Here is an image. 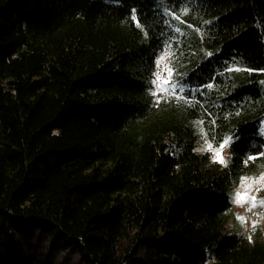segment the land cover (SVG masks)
<instances>
[{"label":"trees","instance_id":"16d2710c","mask_svg":"<svg viewBox=\"0 0 264 264\" xmlns=\"http://www.w3.org/2000/svg\"><path fill=\"white\" fill-rule=\"evenodd\" d=\"M169 48L185 99L156 105ZM261 76L264 0H0V264H264L224 221Z\"/></svg>","mask_w":264,"mask_h":264},{"label":"snow or ice","instance_id":"6c2138e0","mask_svg":"<svg viewBox=\"0 0 264 264\" xmlns=\"http://www.w3.org/2000/svg\"><path fill=\"white\" fill-rule=\"evenodd\" d=\"M135 11V10H133ZM183 14L187 15L188 14V9L183 10ZM175 19L179 20L180 17L176 16L174 17ZM133 20L136 21V26L137 27H142L139 21L136 20L135 15H133ZM183 22V21H181ZM179 31V29H176ZM147 35V33H145ZM175 54L171 51V49H166L164 51V54L155 62L156 66L158 69H161V65H163V68L161 70H158L154 73L155 78L151 80V84L154 86V90H152L151 94L156 97L155 99V104L159 105L161 103V97H168L171 96L175 98L177 101L185 99L182 96V93L184 92V87L179 86V81L178 80H173V70L167 63H165L166 58H171ZM207 55L211 56L212 53H207ZM230 71H248L247 69H229ZM166 72L167 73V78H163L162 73ZM207 87L211 88L212 85H208ZM195 91V90H193ZM178 93H180L178 95ZM197 125H202L203 121L197 120L195 122ZM214 123V121H213ZM200 133L204 136L205 138V144L201 149H197V151H205V152H210L212 153V162L213 163H219L223 167H227V161L224 159L222 156V151L225 148V146L230 145L233 142V138L231 136L224 137L222 142L219 144L217 148H213V145L211 142L207 140V133L205 132L204 128L201 126L200 127ZM264 158V153L261 154L260 157L257 156H249L248 160L255 161L256 159H261ZM248 160L245 161V163L248 162ZM264 167V165H261ZM264 173H261L259 177H254V178H248V177H242L241 178V188L244 189L243 192L237 191L233 197V202L238 204L239 206L243 207L245 203L249 204V211H251L253 208L256 207H264V199H261L259 201L256 200L255 196H249L248 193L252 189L253 185H261L264 187ZM261 188H257L256 191L259 192ZM238 220L241 221V223H245V218L244 217H237ZM253 230L257 227V222L253 221L252 223ZM249 242H252V237H248Z\"/></svg>","mask_w":264,"mask_h":264},{"label":"rangeland","instance_id":"374dc122","mask_svg":"<svg viewBox=\"0 0 264 264\" xmlns=\"http://www.w3.org/2000/svg\"><path fill=\"white\" fill-rule=\"evenodd\" d=\"M179 21L180 22L183 21L182 17H180ZM183 22H181V23H183ZM179 30H180L181 34L187 35L185 32H183V30H181V29H179ZM180 47L185 48L184 46H182V44L180 45ZM182 50H184V49H182ZM169 63H170L171 68L173 70V65H172L170 59H169ZM239 69H242V68H239ZM238 72L241 74L245 73V71H243V70L238 71ZM259 82H260L261 86H263V88H264V76L260 77ZM168 97H171V96H168ZM162 98H165V97H161V99ZM263 99H264V95H263ZM195 125L198 127L199 132H200L201 126L204 128L203 124L197 125L195 123ZM260 134H261V136L264 137V114H263L262 122L260 124ZM207 140L212 143L214 149L217 148V146L214 144L213 140L210 139L208 134H207ZM204 144H205V138L200 133V141H199L198 149H201L204 146ZM200 152L209 153L211 158H212V153L205 152V151H200ZM221 154L224 157V159L226 161H228V159H229L228 145L225 146V148L223 149ZM250 161L247 162V167L245 169V173L240 177V179L234 184V186L229 191L231 208L225 213L224 221H225L226 228L231 233L238 234V235L244 237L247 241H249V239H248L249 236L252 237V242L264 241V207H256V208H253L251 211H249L248 210L250 207L249 204L245 203L243 205V207H241L238 204L233 202V197H234L235 193L237 191H241V192L244 191V189L241 188V178L242 177L254 178V177H259L261 173H264V167L261 166V165H264V158L252 161V163H250ZM262 184H264V182H262ZM257 188H261V190L259 192H257L256 191ZM248 195L249 196H255L257 201L264 199V187H262L261 185H253L252 189L249 191ZM238 216L244 217L246 222L242 224L241 221L237 219ZM253 221L257 222V227L255 228V230H253V227H252Z\"/></svg>","mask_w":264,"mask_h":264},{"label":"built area","instance_id":"2783aa9c","mask_svg":"<svg viewBox=\"0 0 264 264\" xmlns=\"http://www.w3.org/2000/svg\"><path fill=\"white\" fill-rule=\"evenodd\" d=\"M163 54H164V52H162V53L160 54V56L158 57V59H159ZM158 59H157V60H158ZM165 63H167V64L169 65V67H171V65H170V63H169V58H166ZM162 68H163V65H161V69H162ZM161 69H158L157 66H156V71L161 70ZM156 71H155V72H156ZM162 75H163V78H165V79L167 78V73H166V72L162 73ZM154 78H155V76H154ZM154 78H153V79H154Z\"/></svg>","mask_w":264,"mask_h":264}]
</instances>
